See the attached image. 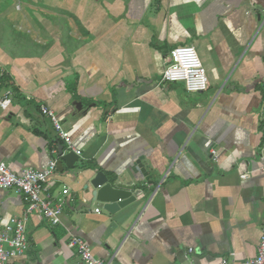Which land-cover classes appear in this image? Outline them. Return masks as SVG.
I'll use <instances>...</instances> for the list:
<instances>
[{"label":"crops","instance_id":"1","mask_svg":"<svg viewBox=\"0 0 264 264\" xmlns=\"http://www.w3.org/2000/svg\"><path fill=\"white\" fill-rule=\"evenodd\" d=\"M43 7L24 17V32L14 16L0 28V95L13 93L11 107L0 110V162L20 173L56 158L62 171L53 191L68 188L73 201L58 226L32 215L29 248L9 264H83L66 246L71 236L107 264L254 258L264 229V0H57ZM178 46L196 50L205 92L160 83ZM99 173L137 195L98 202L91 182ZM25 207L16 191L0 190L3 222Z\"/></svg>","mask_w":264,"mask_h":264},{"label":"built area","instance_id":"2","mask_svg":"<svg viewBox=\"0 0 264 264\" xmlns=\"http://www.w3.org/2000/svg\"><path fill=\"white\" fill-rule=\"evenodd\" d=\"M160 83H180L187 93L194 94L203 93L208 89L206 72L194 47L178 46L169 52ZM12 99V91L5 90L0 95V110L7 111L11 107ZM41 114L50 118L58 138L65 143L66 148L78 155L79 152L73 146L69 133L53 111L42 106ZM49 152L51 156L55 154V151ZM262 153L264 154V148ZM211 154L215 161L217 159L216 152L212 151ZM262 158L263 164L260 170L264 172V156ZM56 170L57 159L52 157L46 167L37 170L27 169L20 173L13 172L0 162V190L16 191L26 201L23 214L17 218H9L7 222H3L0 208V264H9L11 260L25 256L29 248L27 224L32 215H37L40 219L45 220L51 227L61 224L62 212L73 201V198L68 188L53 191L51 182ZM249 176L246 173L240 178L246 180ZM94 212L99 214L100 210L95 209ZM66 246L68 249L76 251L83 264H107L96 258L87 242L80 237L71 236ZM212 264H264V229L258 244L257 255L254 258L244 262L223 258Z\"/></svg>","mask_w":264,"mask_h":264},{"label":"rangeland","instance_id":"3","mask_svg":"<svg viewBox=\"0 0 264 264\" xmlns=\"http://www.w3.org/2000/svg\"><path fill=\"white\" fill-rule=\"evenodd\" d=\"M57 0H0V28L8 26V16L16 17V28L18 31H26L25 24L22 22L27 15H41L43 5H52ZM55 9V8H54ZM7 31V29H5Z\"/></svg>","mask_w":264,"mask_h":264},{"label":"water","instance_id":"4","mask_svg":"<svg viewBox=\"0 0 264 264\" xmlns=\"http://www.w3.org/2000/svg\"><path fill=\"white\" fill-rule=\"evenodd\" d=\"M61 149L59 153L61 154ZM67 158V157H66ZM69 158V156H68ZM57 169L62 171L61 162H57ZM145 174V172H143ZM92 188L95 190V199L98 202L108 203H121L123 200L129 199L132 201L135 196L132 194V187H124L120 184L117 186L112 187L111 184L108 182L107 178L103 174H97V176L91 182Z\"/></svg>","mask_w":264,"mask_h":264}]
</instances>
